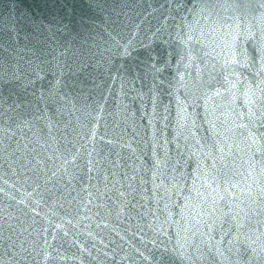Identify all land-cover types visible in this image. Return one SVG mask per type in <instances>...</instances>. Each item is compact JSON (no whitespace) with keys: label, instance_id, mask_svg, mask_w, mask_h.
I'll list each match as a JSON object with an SVG mask.
<instances>
[{"label":"water","instance_id":"water-1","mask_svg":"<svg viewBox=\"0 0 264 264\" xmlns=\"http://www.w3.org/2000/svg\"><path fill=\"white\" fill-rule=\"evenodd\" d=\"M264 0H0V264H264Z\"/></svg>","mask_w":264,"mask_h":264},{"label":"snow or ice","instance_id":"snow-or-ice-1","mask_svg":"<svg viewBox=\"0 0 264 264\" xmlns=\"http://www.w3.org/2000/svg\"><path fill=\"white\" fill-rule=\"evenodd\" d=\"M261 7H264V4H262Z\"/></svg>","mask_w":264,"mask_h":264}]
</instances>
